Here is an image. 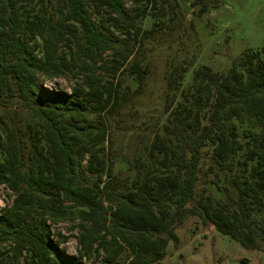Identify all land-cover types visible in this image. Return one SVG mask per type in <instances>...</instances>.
Segmentation results:
<instances>
[{
	"label": "trees",
	"instance_id": "trees-1",
	"mask_svg": "<svg viewBox=\"0 0 264 264\" xmlns=\"http://www.w3.org/2000/svg\"><path fill=\"white\" fill-rule=\"evenodd\" d=\"M126 1L0 0V109L14 101L35 120L0 117V186L14 195L0 214V264H82L100 250L101 264H160L188 218L246 250L264 247V43L223 74L199 68L183 90L186 68H171L162 133L121 183L103 156L107 124L145 78L136 57L150 31L138 21L157 6L131 0L128 12ZM80 64L110 80L37 89L39 72L75 75ZM67 220L78 221V258L53 239L50 223Z\"/></svg>",
	"mask_w": 264,
	"mask_h": 264
},
{
	"label": "rangeland",
	"instance_id": "rangeland-1",
	"mask_svg": "<svg viewBox=\"0 0 264 264\" xmlns=\"http://www.w3.org/2000/svg\"><path fill=\"white\" fill-rule=\"evenodd\" d=\"M156 5L138 21L143 31H150L141 55L136 57L142 60L145 78L139 89L137 83L131 85L126 102L107 124L108 140L103 145V156L114 162L113 173L121 183L131 179L132 173L127 168L137 167V162L145 161L155 135L162 133L166 121L162 113L165 75L171 68H186L180 88L183 90L199 68L223 74L242 53L259 50L264 43V0H157ZM131 7V0H127L126 10L129 12ZM91 16L99 24L98 18L94 14ZM113 32L118 40L124 39L118 32ZM60 52L69 59L74 48L70 51L63 44ZM36 55L42 58L40 48ZM79 66L82 68L76 69L75 75L65 72L56 77L39 72L37 89L70 94L74 88L85 84L92 73L110 80L104 73L86 70L83 64ZM0 117L8 125L12 120L23 124L35 122L29 113L18 110L14 101L0 109ZM6 131V126L0 122L2 140ZM13 199L14 195L0 186V214L11 207ZM77 224L78 221L69 220L50 223L53 239L65 255L73 258L79 257L76 239L80 229ZM175 233L177 242L168 245L160 264H241L243 260L246 264H264V247L246 250L217 233L211 224L202 226L197 219H186ZM8 247L9 244H0V251ZM104 256L105 252L100 250L98 254L82 259V264H101ZM125 261L122 259L114 264H126Z\"/></svg>",
	"mask_w": 264,
	"mask_h": 264
}]
</instances>
